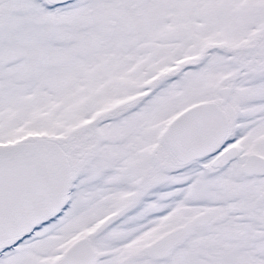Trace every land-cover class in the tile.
<instances>
[{
    "label": "snow or ice",
    "instance_id": "obj_1",
    "mask_svg": "<svg viewBox=\"0 0 264 264\" xmlns=\"http://www.w3.org/2000/svg\"><path fill=\"white\" fill-rule=\"evenodd\" d=\"M0 264H264V0H0Z\"/></svg>",
    "mask_w": 264,
    "mask_h": 264
}]
</instances>
